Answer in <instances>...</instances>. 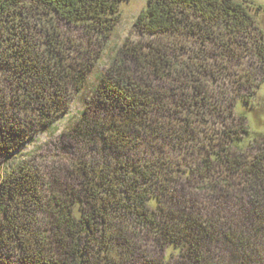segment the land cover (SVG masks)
Here are the masks:
<instances>
[{
    "label": "trees",
    "instance_id": "trees-1",
    "mask_svg": "<svg viewBox=\"0 0 264 264\" xmlns=\"http://www.w3.org/2000/svg\"><path fill=\"white\" fill-rule=\"evenodd\" d=\"M124 1L0 0V159L22 146L33 124L47 127L67 109L69 92L86 83L97 57L90 47L76 52L62 28L81 29L104 46ZM245 4L147 0L134 24L138 37L116 53L90 101L116 115L92 120L84 112L63 135L102 158L83 150L67 168L54 163L48 177L27 161L0 181V264H264V155L242 166L235 217L191 206L195 197L181 177L202 178L207 160L180 175L161 157L136 155L143 135H166L154 116L176 105L178 92L206 100L207 47L226 53L239 37L261 38ZM257 51L264 62L262 42ZM27 112L34 114L28 127L18 115ZM233 160L221 151L208 162L227 168ZM140 233L176 253L148 259Z\"/></svg>",
    "mask_w": 264,
    "mask_h": 264
},
{
    "label": "rangeland",
    "instance_id": "rangeland-1",
    "mask_svg": "<svg viewBox=\"0 0 264 264\" xmlns=\"http://www.w3.org/2000/svg\"><path fill=\"white\" fill-rule=\"evenodd\" d=\"M234 1L243 3L244 0ZM146 2L147 0H128L119 4V21L104 46L97 45L93 37L82 33L81 29L68 26L62 28L65 36L73 41L76 52L90 47V51L97 59L85 85L81 89L69 92L71 95L67 101V109L53 113L51 122L45 128L39 126L38 128L33 124L32 128L26 131L22 146L13 154L0 159V181L23 162L32 160L38 163L42 174L47 177L48 170L52 169L54 163L56 166L67 168L83 154L84 148L83 144L78 145L75 140H71L70 135L65 137L63 135L69 133L84 112H87V116L92 120L96 113L105 117L116 115L113 107L91 105L90 101L116 53L127 40L138 37L134 24ZM245 2L246 6L252 7L248 12L260 31L261 38L257 32L250 38L239 37L226 53L207 47L204 58L210 68L202 78L206 84L208 95L206 100L199 101L200 96L186 97L177 91L176 105L168 107L166 111L158 110L159 114L154 116L160 123H165L166 135L162 137H156L153 133L149 136L143 135L139 152H136L137 156L144 159L154 158V155L163 158L177 167L180 175L181 172L197 169L202 161L207 160L210 168L204 169L202 178V175L194 174L191 183H188L186 182L188 178L183 173L181 182L189 186L187 188L189 193L195 197L191 206L194 205L208 215L212 214V211L223 213L226 211V215L232 212V215H235V211L241 205L238 195L243 194L245 187L242 166L255 156L264 155V62L257 51L261 42L264 46V0ZM185 57L186 55L182 58ZM1 87L3 91L6 90V101L11 102L13 98L12 92L8 90V84L4 83ZM32 111L37 112L38 109ZM27 113L28 116L23 113L18 115L21 117L22 125L28 127V124H32L34 114ZM171 126L179 129L180 136L171 133ZM236 142H239L238 148L234 147ZM221 151L223 154L230 153L231 159H235L227 168L208 162L211 154ZM84 153L97 159L102 158L98 151L91 149L86 152L84 150ZM65 174L66 172L64 176ZM212 188L215 190L213 195L208 193ZM135 232L138 233V230ZM139 235L137 237L139 247L144 250V255L154 262L161 260L163 255L176 253L172 248H157L145 233Z\"/></svg>",
    "mask_w": 264,
    "mask_h": 264
}]
</instances>
